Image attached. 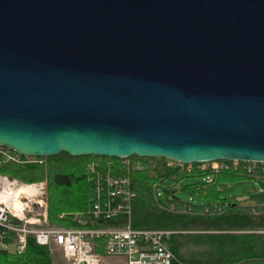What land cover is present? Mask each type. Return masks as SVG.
<instances>
[{"label":"water","instance_id":"water-1","mask_svg":"<svg viewBox=\"0 0 264 264\" xmlns=\"http://www.w3.org/2000/svg\"><path fill=\"white\" fill-rule=\"evenodd\" d=\"M0 146L264 163V0H0Z\"/></svg>","mask_w":264,"mask_h":264},{"label":"trees","instance_id":"trees-1","mask_svg":"<svg viewBox=\"0 0 264 264\" xmlns=\"http://www.w3.org/2000/svg\"><path fill=\"white\" fill-rule=\"evenodd\" d=\"M129 158L144 163L159 159L136 155ZM46 160L40 166L2 164L0 174L24 183L47 181L49 218L58 224H69L68 218L59 219L66 211L88 217L97 196L107 204V190L97 194L88 166L99 161L107 172L114 174L110 165L118 166L120 158L73 157L61 152ZM163 163L157 164L156 176L148 171L133 176L132 227L173 231L166 242L179 263L264 264V172L257 168L255 174H249L244 165L251 163L239 162L236 168L231 161H227L228 169L218 172L200 170L195 164L189 172L185 168H166ZM241 177L259 181L263 189L253 193L246 204L234 196L222 199L220 195L227 189L226 182ZM186 178L196 179L181 187L189 201L177 195V186ZM90 220L88 217V225L97 227L124 223L121 217ZM0 264H53V258L48 247L31 239L23 254L0 252Z\"/></svg>","mask_w":264,"mask_h":264},{"label":"built area","instance_id":"built-area-1","mask_svg":"<svg viewBox=\"0 0 264 264\" xmlns=\"http://www.w3.org/2000/svg\"><path fill=\"white\" fill-rule=\"evenodd\" d=\"M166 159V158H165ZM45 156H25L12 149L0 146V165L14 163L20 166H40L46 164ZM237 168L238 161H231ZM246 163V162H242ZM166 168H185L192 171L194 164L203 171L226 170L230 167L226 160L204 161L199 163H181L166 159ZM99 161L89 164L90 180L94 182L97 194L107 190L109 201L103 204L100 196L93 201L88 217L94 219H112L121 217L123 224L111 227L89 226L88 217L80 213H62L59 219L68 218L75 227H61L51 222L48 213L47 181L20 185L26 192L19 197L15 190L22 183L5 174H0V252L23 254L33 239L38 245L46 246L50 251H61L70 264H103L99 253H95V244L103 248V254L124 260V264H184L175 259L167 244L173 233L162 229H136L131 225L133 176L135 173L152 171L156 173L157 164L133 161L129 157L120 158L118 166L110 165L115 173L111 174ZM257 168L264 172V163L244 165L249 174H255ZM74 223V224H75Z\"/></svg>","mask_w":264,"mask_h":264},{"label":"rangeland","instance_id":"rangeland-1","mask_svg":"<svg viewBox=\"0 0 264 264\" xmlns=\"http://www.w3.org/2000/svg\"><path fill=\"white\" fill-rule=\"evenodd\" d=\"M163 162H165V161L164 160L161 161L159 158L156 160L148 161L147 163L149 166H153L154 164L160 165ZM148 172L151 176L157 175V173H154L151 170ZM10 179H13V178H10ZM194 180H196V179L195 178H186L177 186V195L179 197H182L183 200L189 201L188 200L189 196L185 195L183 193V191H181V187L186 183L189 184V183L193 182ZM20 182H22V181H20ZM33 183H36V182H33ZM23 184H25V183L24 182L20 183L19 187H20V185H23ZM28 184H30V183H28ZM226 187H227V189L225 190V192L221 193L220 197L222 199H224V198H227L229 196H234L238 200H240V202L243 204H246L248 202L249 197H251V195L253 193L258 192V191L263 189V185L259 181L253 180V179H250L247 177H241V178H238L234 181H228V182H226ZM45 198H46V200H48V193H47V196H45ZM65 213H74V212H67L66 211ZM58 221H60V220L58 219ZM68 222H69V219H68ZM74 223L75 222H69L68 225H62L61 224V227H70V226L75 227ZM95 253H99V255H101L103 257V260H104L103 264H124V260L121 258H117V257H113V256H107L106 254H103V248L101 245H99V243L95 244ZM51 256L53 258L54 264H70V261H68L67 259L64 258L61 251L54 250L51 252Z\"/></svg>","mask_w":264,"mask_h":264},{"label":"bare ground","instance_id":"bare-ground-1","mask_svg":"<svg viewBox=\"0 0 264 264\" xmlns=\"http://www.w3.org/2000/svg\"><path fill=\"white\" fill-rule=\"evenodd\" d=\"M26 192V189L24 187H18L16 190H15V193L17 194V196L21 197L22 196V193Z\"/></svg>","mask_w":264,"mask_h":264},{"label":"crops","instance_id":"crops-1","mask_svg":"<svg viewBox=\"0 0 264 264\" xmlns=\"http://www.w3.org/2000/svg\"><path fill=\"white\" fill-rule=\"evenodd\" d=\"M61 225V224H60ZM49 249V248H48ZM49 251H50V249H49ZM50 254H51V251H50ZM13 255H15V254H13ZM52 257V256H51ZM53 264H54V262H53Z\"/></svg>","mask_w":264,"mask_h":264}]
</instances>
